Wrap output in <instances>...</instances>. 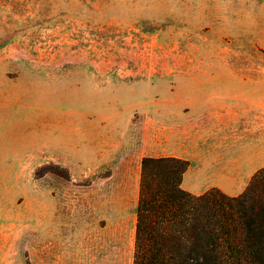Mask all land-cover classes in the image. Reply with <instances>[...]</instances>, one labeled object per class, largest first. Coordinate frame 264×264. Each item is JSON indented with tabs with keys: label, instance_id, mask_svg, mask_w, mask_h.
<instances>
[{
	"label": "rangeland",
	"instance_id": "1",
	"mask_svg": "<svg viewBox=\"0 0 264 264\" xmlns=\"http://www.w3.org/2000/svg\"><path fill=\"white\" fill-rule=\"evenodd\" d=\"M215 91L241 103L234 127L181 128L196 147L217 130L246 189L264 166V0H0V264H133L162 106Z\"/></svg>",
	"mask_w": 264,
	"mask_h": 264
},
{
	"label": "trees",
	"instance_id": "2",
	"mask_svg": "<svg viewBox=\"0 0 264 264\" xmlns=\"http://www.w3.org/2000/svg\"><path fill=\"white\" fill-rule=\"evenodd\" d=\"M190 164L143 158L133 264H264V166L231 195L184 188Z\"/></svg>",
	"mask_w": 264,
	"mask_h": 264
},
{
	"label": "crops",
	"instance_id": "3",
	"mask_svg": "<svg viewBox=\"0 0 264 264\" xmlns=\"http://www.w3.org/2000/svg\"><path fill=\"white\" fill-rule=\"evenodd\" d=\"M211 94L204 97L197 96L200 99L206 97L211 100L195 101L189 111L178 104L166 105L165 103L162 106V119L166 123L162 127V141L169 148V152L164 156H177L191 161L182 183L187 190L200 194L212 187H219L228 194L237 195L244 191L247 182L236 186L234 180L239 176V169L237 171L234 169L233 157H230L226 150L221 154H215L217 149L215 145H210V138L220 135L218 131L206 129L202 134L203 144L200 143L196 147L193 131L183 132L181 128L186 117L191 121L194 118L192 115L199 113L201 114L200 120L205 124L220 125L225 128L223 131L234 127V107L240 106L241 103L223 99L228 96L224 97L222 92L215 91ZM165 97L169 98L170 96ZM236 98L240 97L236 96ZM221 134L223 137L227 136V132H221ZM223 145L225 146V142ZM139 179L141 180V172ZM140 180L138 189H140ZM118 186L121 193L122 186L120 184ZM236 187L240 189H236ZM116 191L118 190L116 189Z\"/></svg>",
	"mask_w": 264,
	"mask_h": 264
}]
</instances>
